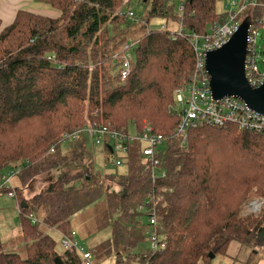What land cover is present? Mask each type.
<instances>
[{
  "label": "trees",
  "instance_id": "1",
  "mask_svg": "<svg viewBox=\"0 0 264 264\" xmlns=\"http://www.w3.org/2000/svg\"><path fill=\"white\" fill-rule=\"evenodd\" d=\"M41 1L59 16L20 10L10 25L0 19V172L22 168V189H13L25 244V255L11 253L0 238V264H84L78 252L58 250L49 231L70 236L74 216L103 198L95 229L111 228V238L91 250L81 244L95 264L112 254L117 264H213L227 257L232 243L264 251V208L258 217L243 216L248 201L264 197V133L202 128L191 131L187 148L173 140L179 119L169 109L195 68L188 35H204L224 17L217 0H186L183 14L177 0H143L145 24L127 20L125 0ZM263 14L264 7L252 12ZM153 19L165 29H151ZM180 27L185 37L177 35ZM131 42L137 46L124 85L122 51ZM88 124L124 133L151 125L167 140L168 177L153 182L138 148L130 151L125 175L101 181L84 165L70 172L87 151L77 143L66 154L60 141ZM103 152L108 165L109 149ZM61 168L66 171L56 181L29 200L23 197L35 179ZM152 196L164 198L157 232L166 248L138 253L141 242L151 244V228L136 210Z\"/></svg>",
  "mask_w": 264,
  "mask_h": 264
},
{
  "label": "built area",
  "instance_id": "2",
  "mask_svg": "<svg viewBox=\"0 0 264 264\" xmlns=\"http://www.w3.org/2000/svg\"><path fill=\"white\" fill-rule=\"evenodd\" d=\"M185 2L186 0H177L178 13H184ZM226 2L229 11L224 14L222 19L211 25L204 35H188L195 54L194 72L189 84L175 92L176 105L169 109L170 115L177 116L179 119V124L173 133V140L180 148L189 146L191 131L202 128L226 129L235 126L248 133H264V115L251 110L244 101L238 98L226 97L216 100L213 97L210 86L211 78L207 71V55L224 47L248 17L251 19V26L247 39L246 79L254 89L264 84V49L259 50L258 48L260 30L264 27V14L261 17L252 15L256 8L264 7V5L259 4L258 0H226ZM126 16L132 24H145L131 10L127 12ZM165 27L163 24L160 29L164 30ZM177 35L185 37L183 27L178 28ZM136 46L135 42L127 43L122 51L124 68L121 73V82L124 85L132 71L131 51ZM89 140L94 141L95 145L103 149H109L108 165L110 167L116 169L125 167L130 151L138 148L143 164L151 170L153 182L165 180L168 177L163 168V153L167 149V140L163 135L158 134L151 125H146L143 130L135 129V134L131 135L129 132L110 131L96 124H88L80 130L64 134L60 145L84 143L87 146ZM54 151L55 147L51 149V153ZM21 170L20 166H16L7 177L2 178L0 191L5 187L13 189L12 180L19 176ZM8 197L17 199L16 191L13 189ZM162 204H164L163 196H152L136 210L137 213L147 216V223L151 228L150 239L153 253H158L166 248V242L160 239L157 232V226L161 220L159 207ZM263 208L264 198L252 199L244 205L243 216L258 217ZM29 218L33 223L37 222L32 215ZM60 248L62 253L78 252L84 264H95L93 254L81 245L75 231L70 236L61 234Z\"/></svg>",
  "mask_w": 264,
  "mask_h": 264
},
{
  "label": "rangeland",
  "instance_id": "3",
  "mask_svg": "<svg viewBox=\"0 0 264 264\" xmlns=\"http://www.w3.org/2000/svg\"><path fill=\"white\" fill-rule=\"evenodd\" d=\"M28 4V3H27ZM147 4L143 2V0H131L130 7L127 8L126 12L129 10L133 11L139 20L141 22H144L141 17H144L146 15V7ZM226 0H217L216 8L217 12L220 14H226L229 10L227 7ZM23 10H28L29 12H33L42 16L50 17V18H56L59 16V13L48 6L46 3H44L41 0H36L32 5L28 8H23ZM7 26V24L5 23ZM163 25V21L160 19H153L150 21V28L151 29H158ZM138 36V34H137ZM258 48L259 50L264 49V27L260 30V35L258 38ZM185 88V87H184ZM174 105H176L174 103ZM129 133L131 135L135 134V128L131 127L129 130ZM82 147H84L87 151L85 153L83 159H81V163L79 166L75 165V163L72 164V167H70V172H77L81 168H78L80 166L84 165V168L88 167L91 175L100 177L99 179L101 181H105V177L110 174H116L119 173L120 175H125L127 173V168H113L107 165L106 162V154L103 152V148L95 145L94 141L89 140V143L87 146L84 143H80ZM74 147V144L67 143L62 146L64 153H69ZM164 149V148H163ZM12 169L10 168L3 169L1 171V178L0 182L2 183V178L7 177ZM65 168L58 169L50 174L41 176L37 179H35L24 191H23V197L27 200L30 199V197H33L38 192H40L42 189L48 187L51 183L56 181L59 176L64 174ZM13 187H17L19 189H22V184L20 182V179L14 178L13 180ZM15 184V185H14ZM258 196H255L253 198H257ZM261 197V196H259ZM264 198V197H262ZM103 199H101L96 204L92 205L90 208H87L83 211H81L79 214L74 216L72 219L71 227L72 229L78 233V239L79 242L86 247L87 249L91 250L93 247L98 246L104 241H107L111 238V228H106L102 231H96L95 226L97 223H99L100 219V209L101 204H103ZM0 204L3 206L0 209V213L4 216H6V222L9 223L8 227H5L7 229H3V235L1 237L2 242L6 246V250L11 253H17L25 255V244L24 240L22 238L15 237L14 239L9 237V231L11 232V229L14 227L12 223H20L21 217L20 215V208H19V202L17 199H11L8 198L7 193H4L3 196L0 195ZM18 227V225L16 224ZM12 233V232H11ZM49 234L57 241L58 243V250L62 251L60 248V241H61V234L59 231L55 229H51L49 231ZM231 246V245H230ZM151 250V244L146 240L144 242H141L137 247L138 253H145L147 251ZM245 251L247 252V256L244 259V256H239L235 259L228 258V257H217L214 259L213 264H264V251L261 250H255V249H249L245 248ZM235 253L232 254L233 255ZM243 257V258H242ZM98 264H117V260L115 257V254H112L109 258L106 260L100 261Z\"/></svg>",
  "mask_w": 264,
  "mask_h": 264
},
{
  "label": "water",
  "instance_id": "4",
  "mask_svg": "<svg viewBox=\"0 0 264 264\" xmlns=\"http://www.w3.org/2000/svg\"><path fill=\"white\" fill-rule=\"evenodd\" d=\"M250 26L251 19L248 17L224 47L208 53L207 71L216 100L235 97L244 101L251 110L264 115V84L259 88H252L245 73ZM21 206L28 208L24 202ZM211 257L214 258L213 255ZM56 262L61 264L60 259Z\"/></svg>",
  "mask_w": 264,
  "mask_h": 264
},
{
  "label": "crops",
  "instance_id": "5",
  "mask_svg": "<svg viewBox=\"0 0 264 264\" xmlns=\"http://www.w3.org/2000/svg\"><path fill=\"white\" fill-rule=\"evenodd\" d=\"M35 1L36 0H0V19L3 21L4 25H5V23L7 25L12 24L13 21H14V19H15V17H16V15H17V13L20 10H23V8L26 9V8L30 7L32 5V3H34ZM125 1L126 2H129V3L131 2V0H125ZM25 11H28V10H25ZM74 146H75V144H74ZM0 178H1V172H0ZM12 183H13V181H12ZM1 184L2 183L0 182V185ZM0 195L3 196L2 193H0ZM31 198L32 197H30V199ZM2 207L3 206L0 204V209ZM19 217H20V215H19ZM5 222H6V216H4V215H2L0 213V238L2 237L3 232H4L3 229H7L5 227H8V224H9V223H5ZM16 224L18 225V227L16 226ZM12 225L14 227L11 229V232L12 233L9 231V233H10L9 234V237L11 236V238H13V239L15 237H17V238L20 239L21 238V226H20L21 225V222L19 224L18 223H12ZM232 251L235 254L231 255L232 254ZM247 252L248 251H245L244 250V247H242L240 244H238V243H232L231 246H230V248H229L227 257L228 258L231 257V258L235 259V258H237V257H239L241 255V256H244V259H245V257L247 256Z\"/></svg>",
  "mask_w": 264,
  "mask_h": 264
}]
</instances>
